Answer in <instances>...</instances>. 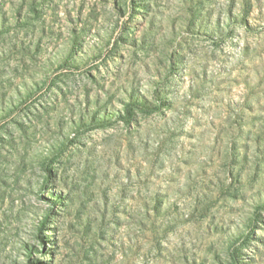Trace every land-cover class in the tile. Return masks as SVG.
I'll return each instance as SVG.
<instances>
[{
  "label": "rangeland",
  "instance_id": "1",
  "mask_svg": "<svg viewBox=\"0 0 264 264\" xmlns=\"http://www.w3.org/2000/svg\"><path fill=\"white\" fill-rule=\"evenodd\" d=\"M0 264H264V0H0Z\"/></svg>",
  "mask_w": 264,
  "mask_h": 264
}]
</instances>
